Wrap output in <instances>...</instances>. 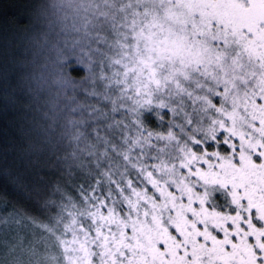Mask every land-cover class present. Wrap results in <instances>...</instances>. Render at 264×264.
<instances>
[{"label":"snow or ice","instance_id":"1","mask_svg":"<svg viewBox=\"0 0 264 264\" xmlns=\"http://www.w3.org/2000/svg\"><path fill=\"white\" fill-rule=\"evenodd\" d=\"M264 0H30L0 24V264H264ZM47 29L21 61L6 31Z\"/></svg>","mask_w":264,"mask_h":264},{"label":"trees","instance_id":"2","mask_svg":"<svg viewBox=\"0 0 264 264\" xmlns=\"http://www.w3.org/2000/svg\"><path fill=\"white\" fill-rule=\"evenodd\" d=\"M29 2L30 0H0V24L3 23L6 17L20 18L23 15V7ZM221 8L219 9V12L221 11ZM238 13L231 14L230 12L225 11L224 15L231 16L239 22L250 21L255 17H264V8H242L241 12L238 11ZM6 31L18 33L14 36H8V40L14 41V43H9L8 47L14 50L16 56L21 61L31 58L43 61L47 57H54L55 45L58 38L54 34H51L47 29L33 32L30 35H24L16 28L6 29Z\"/></svg>","mask_w":264,"mask_h":264},{"label":"rangeland","instance_id":"3","mask_svg":"<svg viewBox=\"0 0 264 264\" xmlns=\"http://www.w3.org/2000/svg\"><path fill=\"white\" fill-rule=\"evenodd\" d=\"M234 3H235V0L233 1ZM241 10H242V6H238V7H230V6H225V7H222L221 8V14H223L224 15V12L226 11H228V12H230L231 14H234V13H238V11H240L241 12ZM239 14V13H238Z\"/></svg>","mask_w":264,"mask_h":264}]
</instances>
